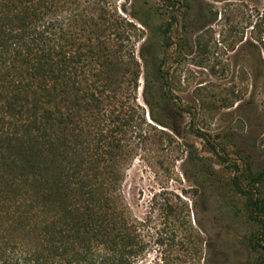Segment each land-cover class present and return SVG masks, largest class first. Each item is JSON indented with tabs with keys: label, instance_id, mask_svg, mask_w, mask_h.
<instances>
[{
	"label": "trees",
	"instance_id": "obj_1",
	"mask_svg": "<svg viewBox=\"0 0 264 264\" xmlns=\"http://www.w3.org/2000/svg\"><path fill=\"white\" fill-rule=\"evenodd\" d=\"M68 2L0 0V264H128L135 245L115 189L125 134L146 122L129 34L136 26L107 0L81 20ZM129 16L151 30L149 13ZM150 43L148 35L138 49L146 112L177 134L179 108L168 110L172 127L157 109L170 97L149 91L148 77L160 86L165 78L163 59L144 52ZM236 168L230 184L244 208L232 209L259 223L248 244L262 249L254 264H264V169L253 172L246 157Z\"/></svg>",
	"mask_w": 264,
	"mask_h": 264
},
{
	"label": "rangeland",
	"instance_id": "obj_2",
	"mask_svg": "<svg viewBox=\"0 0 264 264\" xmlns=\"http://www.w3.org/2000/svg\"><path fill=\"white\" fill-rule=\"evenodd\" d=\"M99 1L66 6L81 20L97 13ZM107 2L136 26L129 28L140 65L136 99L147 122L138 119L125 134L129 152L115 189L117 211L135 242L128 264H254L262 249H252L248 237L260 225L233 211L244 202L230 183L243 157L253 172L264 169V0ZM131 12L149 13L151 30ZM159 25L167 26L165 34ZM148 35L144 52L163 59L165 77L161 86L148 77L149 91L170 97L157 109L172 127L177 120V134L150 120L141 95L138 49ZM176 107L174 121L168 110ZM97 169L102 177L108 170L101 162Z\"/></svg>",
	"mask_w": 264,
	"mask_h": 264
},
{
	"label": "water",
	"instance_id": "obj_3",
	"mask_svg": "<svg viewBox=\"0 0 264 264\" xmlns=\"http://www.w3.org/2000/svg\"><path fill=\"white\" fill-rule=\"evenodd\" d=\"M147 115H148V113H147Z\"/></svg>",
	"mask_w": 264,
	"mask_h": 264
}]
</instances>
